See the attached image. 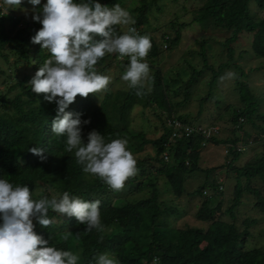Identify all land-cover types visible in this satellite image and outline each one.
Returning <instances> with one entry per match:
<instances>
[{"label": "trees", "instance_id": "1", "mask_svg": "<svg viewBox=\"0 0 264 264\" xmlns=\"http://www.w3.org/2000/svg\"><path fill=\"white\" fill-rule=\"evenodd\" d=\"M201 1L203 3L192 13L191 20L204 30L220 29L229 32V36L220 43L225 50V63L215 69L208 65L203 43L200 42V68L187 66L190 75L185 81L180 80V75H176V79L165 80L153 65L161 52L177 46L182 25H176L172 21L166 28L173 31V36L162 31L158 40L154 39L150 34L154 29L150 32L144 27L148 25L149 9L152 7L158 11L159 8L156 7L155 0H138V4L132 8L127 7V11L136 21L132 26L137 32L149 35L151 39L152 47L146 62L150 63L152 73L144 88L145 94L138 97L135 94L137 89L129 86L126 90L114 92L108 88L106 92H101L97 102L95 94L87 98L79 97L66 109L73 114L81 113L82 121H90L82 125L81 129L85 144L88 134L93 130L104 135L107 142L117 138L128 140V150L137 160L138 173L125 182L124 188L128 194L133 190L137 192L148 188L146 196L140 199L123 200L121 205H117L108 201L109 196L102 198L104 194L114 195L120 190H112L99 177L84 173L83 166L76 162L74 151L69 153L65 150L66 137L56 136L51 132L52 121L57 116L56 104L45 101L43 94L37 95L31 91L29 75H24L20 81L8 87L7 92L18 90L11 98L0 96V179H7L14 187L27 186L29 190L42 185L47 194L43 192L37 199L42 196L50 198L51 193L59 196L67 191L72 196L89 202L101 201V223L104 229L111 230L109 235L96 230L84 234L86 225L80 224L75 217L60 216L51 210L49 218L54 219V223L48 228L33 220L37 235L50 240L49 246L58 250L78 253V264H95L94 257L103 253L114 256L120 264H151L154 257L159 258V264H264L262 248H244L247 228L254 225V219L244 220L241 231H238L234 223L224 226L218 223L219 216L224 213L233 219L232 211L238 209L244 194L252 198V208L264 217V113H258L256 96L251 93L247 84L235 80L234 87L240 106H224L223 110L229 111L224 116V122L230 125L226 133L215 123L205 125L196 122L205 115L203 105L211 99L209 92L199 99L194 119H190L186 113H178L180 103L172 102V97L179 90H182L183 101H187L191 88L204 70L210 72L208 85L211 88L220 71L227 68L232 60V44L242 32L252 34L251 52L254 57L264 59V19L254 21L248 12L250 2L258 10H264V0ZM98 2L108 7L118 3L124 9L126 0ZM5 21L8 23L7 28L4 26ZM18 23L19 19L9 15L2 16L0 10V59L7 61V55L3 51L9 49L16 56L13 64L23 59L35 75L50 54L43 51L40 45L31 43V38L38 31L32 30L34 25L13 29ZM240 23L244 25V31L239 27ZM114 30L119 34L123 33L119 30V25L114 26ZM116 55L108 54L98 61L96 68L100 74L103 75L113 63L117 73L123 74L129 58L121 59ZM118 57L120 60L116 59ZM234 67L243 75L238 67ZM1 73L0 70V75ZM170 82L179 86L172 89L169 87ZM135 106L141 109L153 107L158 111L155 118L160 132L154 138H147L143 130L132 129L130 112ZM219 118L221 117H217L218 122ZM244 124L250 125L257 133L252 136L243 128ZM241 132L243 137L237 136ZM248 138L260 150L241 166H237L235 164L242 155L241 146L237 145ZM209 145L222 147V163L202 168L199 165L200 153ZM32 147L44 148L46 161L41 162L38 156L31 154L28 149ZM210 172H223L222 184L212 183L213 180L210 181L207 177ZM197 173H201L203 178L186 196L201 198L195 219L199 223H205L206 228L170 227L167 221L175 212L172 206H165L164 202L159 201V180H163L174 198H180L186 178ZM230 176L234 180L231 199L229 206L222 210V202L216 201V196L225 194L224 183L228 182ZM138 179L140 182L134 187V182ZM49 188L52 191H48ZM32 198L34 199L33 196ZM2 222L0 219V224ZM221 230L223 233H220ZM65 231L73 235L81 233V236L79 239L73 236L64 240L62 233Z\"/></svg>", "mask_w": 264, "mask_h": 264}, {"label": "clouds", "instance_id": "2", "mask_svg": "<svg viewBox=\"0 0 264 264\" xmlns=\"http://www.w3.org/2000/svg\"><path fill=\"white\" fill-rule=\"evenodd\" d=\"M23 0H3V5L18 9ZM33 6L41 0H29ZM33 20L42 27L31 38L50 54L29 81L31 91L43 94L48 103H55L57 116L52 121L51 132L66 137V151L72 153L76 162L83 166V172L99 177L112 190H122L125 182L138 173L137 160L128 150L126 138L105 140L104 135L93 130L87 143L82 140V125L90 123L81 120V113L66 111L77 96L87 98L99 92H106L111 77L98 72L96 65L108 54H117L121 59L129 58L121 79L129 88L137 89L136 95L143 96L145 84L151 79L146 57L152 47L149 35H140L133 27L135 19L118 3L112 7L102 5L98 0H46L35 12ZM127 26L122 34L114 26ZM116 58L120 60V58ZM46 161V150L41 147L28 149ZM39 171V170H38ZM44 192L45 189H39ZM48 191H52L51 188ZM100 200L86 201L65 191L51 198H32L27 186H13L7 179H0V264H78L80 256L72 251L58 250L49 246L34 231L33 220L44 228L54 223L49 211L75 217L86 225L84 234L96 230L104 232L101 223ZM79 239L81 233H62L64 240ZM51 239V237H50ZM101 242L103 236H101ZM95 264H120L108 253L94 257ZM159 264V258H153Z\"/></svg>", "mask_w": 264, "mask_h": 264}, {"label": "rangeland", "instance_id": "3", "mask_svg": "<svg viewBox=\"0 0 264 264\" xmlns=\"http://www.w3.org/2000/svg\"><path fill=\"white\" fill-rule=\"evenodd\" d=\"M138 0H126L124 9L127 7L136 6ZM156 7L159 8L156 11L154 8H150L148 12V25L144 28L147 31L154 29V32L150 34L154 39L158 40L159 35L162 31L168 32L169 36H173V31L166 28L170 25V22H174L176 25H182L179 30L180 40L177 46L170 50L161 52L158 59L154 62L153 67H157L165 80L170 81L171 79H176V75H180V80L185 81L188 75H190L189 68L187 66L192 65L195 69H199L201 64L200 57L198 56L200 50V42L203 43V48L206 56V62L211 65L213 69L217 68L218 65L225 63V50L221 47L220 43L223 42L225 38L229 36V32L225 30H204L201 29L196 23L191 20L192 13L197 10L203 3L201 0H155ZM46 0H41V4L33 6L29 3V0H23L18 9H12L8 6L3 5V0H0V10L1 15H9L11 18L19 19V23L13 29H18L28 25L32 27V30H39L42 25L39 22L33 23V15L38 11ZM248 12L254 21H259L264 19V10L260 11L256 8L253 2H250ZM5 28L8 27V23L4 22ZM239 27L244 31L245 27L241 23ZM127 26H120L119 30L126 31ZM143 28V29H144ZM175 28V27H174ZM251 37L250 33H240L237 40L232 44L233 54L232 60L227 64V68L220 71L214 85L210 88L208 82L210 81V72L204 70L197 79V83L191 88V94L187 101H183L182 90L176 93V96L172 97V102L180 103L178 108V113H186L189 115L190 119H194L197 112V105L199 99L203 98L206 93H210L211 99L204 102V112L203 117L197 119V124H207L209 122L219 125V129L226 133L229 129V124L224 122V116L228 114L223 110L225 105H230L229 107H239L240 104L237 101V95L234 87L235 80L241 83L247 84L249 90L253 95L256 96L258 102V113H264V59H259L254 57L251 52ZM47 51V50H46ZM4 54L7 55V61L0 59V70L2 71L0 75V96H5L11 98L18 90L8 91L9 86L20 81L24 75H29L30 79L33 78L34 73L31 71L29 66H26L23 59H19L17 64H13L16 61V56L9 52V49H4ZM149 65L150 63L147 62ZM234 65L238 67L243 75L239 74L238 69H235ZM126 69V68H125ZM123 71V74L125 72ZM152 70H150V75ZM122 74V75H123ZM103 75H108L111 77V83L108 88L111 91H116L119 89H125L128 83L121 79L122 75L117 73V68L114 63L107 69ZM181 85V83H180ZM147 86V82L145 84ZM179 84L169 83V87L176 89ZM96 102L101 97V92L95 94ZM79 98V96H77ZM217 100V101H216ZM77 101V100H75ZM230 110V108L228 109ZM157 110L153 107L141 109L139 106H135L130 112V118L132 119V129L143 130L147 138H154L160 132L159 123L155 118ZM220 116L219 122L217 117ZM228 118V116L226 117ZM221 119V120H220ZM258 124V121H256ZM214 124V125H215ZM131 126V125H130ZM243 128L246 129L252 136H254L257 131L250 125L244 124ZM226 130V131H224ZM243 137V133H237V136ZM260 135V134H259ZM237 146H241L242 155L238 162L235 164L241 166L246 160L257 154L260 148L253 144L251 138L246 139V141H240ZM145 149L147 147L145 146ZM148 149L146 150V152ZM224 151L220 146H207L200 153L199 165L204 167H212V165L222 163V154ZM210 172L207 176L212 183H221L224 181V173ZM203 175L201 173L193 174L186 178L184 183V192L182 197L174 198L166 186L163 180H159L158 189L160 190L159 201L165 203V206L171 207L175 214L168 218V225L176 229H182L185 227H198L205 229V223H199L195 219V213L199 209L201 198L199 197H188L186 193L192 191L197 184L201 182ZM224 183V195H217L216 201L222 202L221 209L224 210L229 206L231 199L232 186L234 184L233 178L227 180ZM140 182V179L134 182V187ZM258 185V184H257ZM255 186V185H254ZM43 188L42 185H37L31 190L34 199H37L40 194L39 189ZM125 189V190H124ZM120 190L117 194H104L102 198L107 197L108 201L121 205L124 201H132L140 199L146 196L148 188H142L141 190L132 191L130 194L127 193L126 188ZM44 193L47 194L46 191ZM206 193L209 194L206 190ZM54 194H49L51 198ZM241 204L238 209L232 211L233 219H231L227 214H222L218 218L219 225H227L228 223H234L238 231L243 229L242 222L244 220L254 219V225L247 228V237L244 240V248H262L264 250V217L252 208V203L250 200L252 198L243 195ZM107 201V202H108ZM253 201V200H252ZM223 228V227H222ZM106 235L111 233L109 228H105L104 232ZM220 233H223L221 230ZM219 233V234H220ZM153 264V262L151 263Z\"/></svg>", "mask_w": 264, "mask_h": 264}]
</instances>
